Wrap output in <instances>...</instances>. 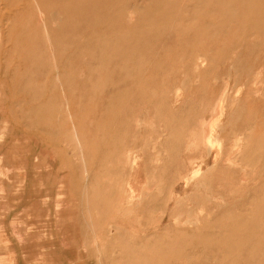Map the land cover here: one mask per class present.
<instances>
[{
    "label": "rangeland",
    "instance_id": "374dc122",
    "mask_svg": "<svg viewBox=\"0 0 264 264\" xmlns=\"http://www.w3.org/2000/svg\"><path fill=\"white\" fill-rule=\"evenodd\" d=\"M0 264H264V0H0Z\"/></svg>",
    "mask_w": 264,
    "mask_h": 264
}]
</instances>
